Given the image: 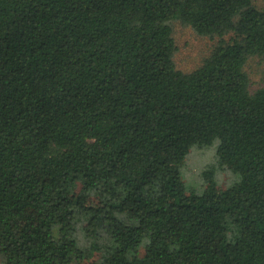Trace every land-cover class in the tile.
Listing matches in <instances>:
<instances>
[{
    "label": "trees",
    "instance_id": "trees-1",
    "mask_svg": "<svg viewBox=\"0 0 264 264\" xmlns=\"http://www.w3.org/2000/svg\"><path fill=\"white\" fill-rule=\"evenodd\" d=\"M217 45L178 69L175 22ZM255 0H0L2 264H264ZM240 180L201 189L192 149Z\"/></svg>",
    "mask_w": 264,
    "mask_h": 264
},
{
    "label": "rangeland",
    "instance_id": "rangeland-1",
    "mask_svg": "<svg viewBox=\"0 0 264 264\" xmlns=\"http://www.w3.org/2000/svg\"><path fill=\"white\" fill-rule=\"evenodd\" d=\"M258 7L264 9V0H255ZM174 37L177 44L175 62L179 70L189 73L202 65L217 45V38L198 35L192 28L175 22ZM246 72L251 81V89L264 86V60L253 57L246 65ZM217 144L209 148H195L189 153L183 170V179L188 188L201 189L206 180L205 173L214 171V180L218 187L227 189L237 183L240 178L228 169H221L216 159ZM0 258V264H2Z\"/></svg>",
    "mask_w": 264,
    "mask_h": 264
}]
</instances>
